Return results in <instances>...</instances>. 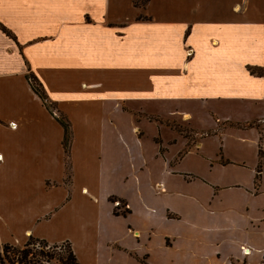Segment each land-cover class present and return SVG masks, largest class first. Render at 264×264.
<instances>
[{
	"label": "crops",
	"instance_id": "0c3cea01",
	"mask_svg": "<svg viewBox=\"0 0 264 264\" xmlns=\"http://www.w3.org/2000/svg\"><path fill=\"white\" fill-rule=\"evenodd\" d=\"M30 72L71 122L69 157L64 128L33 91ZM141 91L232 105L264 101V0H150L145 8L132 0H0V248L35 237L69 241L80 264H142L144 257L181 264L173 250L179 255L196 242H181L189 233L167 213L182 214L133 167L114 161L110 169L104 161L106 113ZM189 129L199 138L184 155L206 137ZM173 131L184 151L189 140ZM250 133L253 175L259 157ZM126 175L145 187L118 193L107 186ZM112 197L131 213L116 216Z\"/></svg>",
	"mask_w": 264,
	"mask_h": 264
},
{
	"label": "rangeland",
	"instance_id": "374dc122",
	"mask_svg": "<svg viewBox=\"0 0 264 264\" xmlns=\"http://www.w3.org/2000/svg\"><path fill=\"white\" fill-rule=\"evenodd\" d=\"M118 104V113L105 115L104 161L111 162L110 169L114 161L126 169L133 167L139 178L148 179L161 202L173 204L182 214L168 211L167 217L176 220L174 227L189 233L180 241H195L196 247L180 249L179 255L173 250L170 257L181 264H264V101L232 105L149 97L141 91ZM165 122L187 128L191 146L199 136L189 127L203 132L206 137L200 149L179 160L182 139ZM252 130L259 157L253 175ZM99 153L97 148L92 153L97 163L102 160H97ZM90 165H95L92 158ZM111 179L107 186L118 193L145 187V181L133 183L128 175ZM158 180L166 184L160 186ZM164 188L166 193L159 196Z\"/></svg>",
	"mask_w": 264,
	"mask_h": 264
},
{
	"label": "trees",
	"instance_id": "16d2710c",
	"mask_svg": "<svg viewBox=\"0 0 264 264\" xmlns=\"http://www.w3.org/2000/svg\"><path fill=\"white\" fill-rule=\"evenodd\" d=\"M132 1L135 8H145L150 2V0H132ZM140 18L144 20L147 19V17H140ZM2 29L3 31L8 33L5 28ZM248 69L252 75H257V76L263 75V69L260 67H249ZM27 80L29 81L35 94L41 99L46 109L56 118V120L64 128L65 135H64L63 145L65 148V153L69 157L71 151V141H72L71 122L69 121V119H67L65 115L61 113L56 114L55 110L57 109V105L49 100V97L46 94L43 85L32 72L27 74ZM165 124L188 139V136L185 135V133L188 132L187 128L182 127L180 124H177L175 122H165ZM191 148L192 146L188 144L185 150L179 155L178 157L179 160H181L183 155L186 152H188ZM259 156L260 159L262 160L261 150L259 151ZM68 167H69V163H68ZM257 177L259 179V175ZM110 202L113 204L116 202L119 203L118 204L119 207L114 209V214L116 216H120V215L127 216L128 214L131 213V210L127 207L124 201L112 197L110 198ZM139 261L142 264H148L147 257H144ZM53 262H56L57 264H80L77 256L73 251L72 245L69 241L50 244L46 240L30 237L29 240L23 246L16 247L10 244H6L0 248V264H53Z\"/></svg>",
	"mask_w": 264,
	"mask_h": 264
},
{
	"label": "built area",
	"instance_id": "2783aa9c",
	"mask_svg": "<svg viewBox=\"0 0 264 264\" xmlns=\"http://www.w3.org/2000/svg\"><path fill=\"white\" fill-rule=\"evenodd\" d=\"M118 204H119L118 202L115 203V205H118Z\"/></svg>",
	"mask_w": 264,
	"mask_h": 264
}]
</instances>
